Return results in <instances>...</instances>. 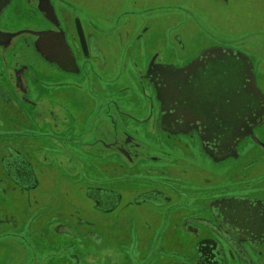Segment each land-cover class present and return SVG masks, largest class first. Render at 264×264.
I'll return each instance as SVG.
<instances>
[{
	"label": "flooded vegetation",
	"instance_id": "obj_1",
	"mask_svg": "<svg viewBox=\"0 0 264 264\" xmlns=\"http://www.w3.org/2000/svg\"><path fill=\"white\" fill-rule=\"evenodd\" d=\"M108 1L0 0L1 242L26 224L52 233L28 264H264L259 47L183 35L193 0ZM218 50L247 58L259 97L231 89ZM67 186L89 211H69Z\"/></svg>",
	"mask_w": 264,
	"mask_h": 264
},
{
	"label": "rangeland",
	"instance_id": "obj_2",
	"mask_svg": "<svg viewBox=\"0 0 264 264\" xmlns=\"http://www.w3.org/2000/svg\"><path fill=\"white\" fill-rule=\"evenodd\" d=\"M79 3L89 12L99 10L102 7H109L110 3L108 0H78ZM195 6L197 5V11L199 15L202 17L201 20L197 21V23H189L195 24V27L189 25L188 23L183 24L181 30L186 31L182 33L185 36L193 37V41H195V35L201 34H210L214 37H222L221 39L225 41L232 40V42L237 43V45H241L243 47L255 46L259 47L258 51L255 52L254 59H264V50H260L264 47V0H228V4L223 5L222 3L216 4L211 0H193ZM205 15H209V18H205ZM189 25V26H188ZM191 26V27H190ZM199 28V29H198ZM152 29L156 31L161 29L160 26L154 25ZM195 30V33H189L190 30ZM156 33H151L150 36ZM184 36V38H185ZM189 43H192L190 40ZM260 61H258L259 63ZM119 61L116 66L111 67L108 72H112L113 75L117 74L118 85H128V97L136 101L141 98V94L136 88V86L129 81V78L126 79L123 73L119 76L120 71H123L122 66L120 67ZM263 67V66H262ZM124 73L129 72L127 68L124 70ZM120 85V86H121ZM100 150L92 151L99 152ZM106 150H103L104 153ZM103 175V172H102ZM55 187H59L56 183H53ZM68 190H72L75 195L70 193L69 197V211H73L78 209L81 213L90 210V205L82 202V194L80 189L78 192V187L76 186H67ZM1 189V188H0ZM4 195L0 191V206H4ZM75 208V209H72ZM24 224V223H23ZM44 229V228H43ZM6 232L8 231L5 229ZM38 228L32 227L31 230L28 229L27 225H23L24 232L22 236H24L25 241H20L17 239L7 240L9 242H1L3 240L0 238V264H28L32 260V253L37 257L38 261L43 262V258H41L46 253V248H42L37 244L40 242V238L44 239L48 236V234H52L49 230L38 231L41 232L40 236L37 233ZM9 232H13L12 230ZM37 233V235H36ZM136 252V250H135ZM28 257V258H27ZM34 257V256H33ZM136 263L134 264H143L142 259L136 257ZM40 264V263H39Z\"/></svg>",
	"mask_w": 264,
	"mask_h": 264
},
{
	"label": "water",
	"instance_id": "obj_3",
	"mask_svg": "<svg viewBox=\"0 0 264 264\" xmlns=\"http://www.w3.org/2000/svg\"><path fill=\"white\" fill-rule=\"evenodd\" d=\"M218 53H221L223 56H227L229 61L226 63V68L228 69L229 82L232 86H237L244 88L246 92V102L248 101V95H255L259 97V92L255 89L253 74L251 71V65L247 58L241 54H234L232 51L218 50ZM180 71V70H179ZM177 69L170 68L168 70V75L165 76V80L162 79V87L159 89V93L165 96L172 95L174 93L173 83H175V74L179 73ZM234 79V80H233ZM240 83V86H239ZM234 99H238V96H235ZM169 103L174 104V98L168 100ZM230 122L236 118L230 116ZM234 133H230L232 137Z\"/></svg>",
	"mask_w": 264,
	"mask_h": 264
}]
</instances>
